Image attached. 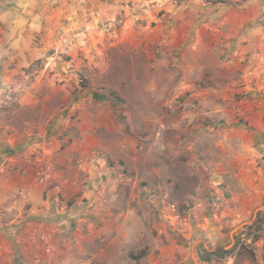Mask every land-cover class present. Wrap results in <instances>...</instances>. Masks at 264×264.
<instances>
[{
  "label": "rangeland",
  "instance_id": "374dc122",
  "mask_svg": "<svg viewBox=\"0 0 264 264\" xmlns=\"http://www.w3.org/2000/svg\"><path fill=\"white\" fill-rule=\"evenodd\" d=\"M244 1L0 0V154L49 159L66 177L54 216L98 219L60 242L65 264H264V156L238 159L228 122L248 119L214 125L190 95L195 29H177L188 5Z\"/></svg>",
  "mask_w": 264,
  "mask_h": 264
},
{
  "label": "crops",
  "instance_id": "0c3cea01",
  "mask_svg": "<svg viewBox=\"0 0 264 264\" xmlns=\"http://www.w3.org/2000/svg\"><path fill=\"white\" fill-rule=\"evenodd\" d=\"M187 9L191 14L182 17V27L177 29H195V36L185 50L189 53L186 65L196 68L198 76L183 74V84L190 95H197L198 106L204 112H214L211 114L217 119L214 125L221 121L222 112L225 118L233 116L232 112L238 108L243 112L248 119L246 126H239L233 120L228 122L235 135L238 159L264 156V120H260L253 101L245 105L237 99L244 90L252 89L250 97L258 95L264 104V0H245L239 5L192 4ZM193 15H197V19L192 23ZM26 151L0 154V203L5 209L0 211V264H65L68 261L65 254L69 255L70 251L61 247L60 242L70 244L71 239H75L78 248L79 238L86 236L81 224L90 225L92 220L98 219L80 211L54 216L50 199L55 197L58 203L57 193L64 189L65 172L59 170V187L36 184L31 169L25 174L19 173ZM7 159L10 164H5ZM62 194L68 195L67 191ZM106 215L99 212V218ZM39 231L54 236L51 242L57 244L58 249L51 251L36 240L35 234ZM131 235L126 239L130 240Z\"/></svg>",
  "mask_w": 264,
  "mask_h": 264
},
{
  "label": "built area",
  "instance_id": "2783aa9c",
  "mask_svg": "<svg viewBox=\"0 0 264 264\" xmlns=\"http://www.w3.org/2000/svg\"><path fill=\"white\" fill-rule=\"evenodd\" d=\"M147 0H128V3L138 6V8L143 9L146 6ZM238 87V85H237ZM252 89L244 90L242 94L237 98L242 102V104H248L250 101H253L254 108L258 110L260 120H264V104L261 102L258 95H254L250 97L249 93L252 92ZM244 105V106H245ZM237 113L239 116L243 115V112L237 109ZM242 114V115H241ZM28 169H31L33 172V180L36 184H51L56 183L58 178V170L54 166V164L49 160L42 156L36 157H27L25 158L23 166L20 168V172L25 174ZM59 187L58 182L55 184ZM169 215L164 214V220L168 223H171L172 227H174L177 231H183L186 229V218L184 214L180 211L177 203H170L168 205ZM35 239L41 241L49 250H56L52 244V236L44 231L36 232ZM2 246L0 245V250ZM211 264H226L223 260L217 259L213 260Z\"/></svg>",
  "mask_w": 264,
  "mask_h": 264
},
{
  "label": "trees",
  "instance_id": "16d2710c",
  "mask_svg": "<svg viewBox=\"0 0 264 264\" xmlns=\"http://www.w3.org/2000/svg\"><path fill=\"white\" fill-rule=\"evenodd\" d=\"M215 2H223V0H215ZM203 250L206 251L204 248ZM227 251L225 250V251H220V252H212L211 254H213L214 256H219V255L225 254ZM145 255H146V252L144 250H141L137 254H131V259L133 261H138L139 259L143 258Z\"/></svg>",
  "mask_w": 264,
  "mask_h": 264
}]
</instances>
